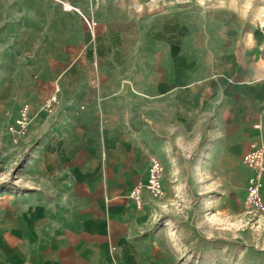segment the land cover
<instances>
[{
  "label": "crops",
  "instance_id": "1",
  "mask_svg": "<svg viewBox=\"0 0 264 264\" xmlns=\"http://www.w3.org/2000/svg\"><path fill=\"white\" fill-rule=\"evenodd\" d=\"M2 11L41 31L32 45L9 42L15 106L27 102L32 112L19 145L32 150L25 191L0 204V264H176L152 239L153 219L191 167H204L201 187L220 167L245 181L252 174L243 157L264 143L263 49L223 36L236 26L215 19L198 41L213 46L192 58L184 19L138 35V0H0ZM56 87L59 102L47 113ZM151 154L163 162L167 196L145 192L139 206L128 194L146 180Z\"/></svg>",
  "mask_w": 264,
  "mask_h": 264
},
{
  "label": "rangeland",
  "instance_id": "2",
  "mask_svg": "<svg viewBox=\"0 0 264 264\" xmlns=\"http://www.w3.org/2000/svg\"><path fill=\"white\" fill-rule=\"evenodd\" d=\"M10 14L0 12L1 205L8 197L25 191L22 174L31 160L32 150L19 145L22 139L14 143L7 128L21 109L15 106L10 37L23 38L26 44L32 45V39L38 38L41 31L38 21L31 19L18 26L22 13L15 12L16 17L12 19ZM172 17L186 20L191 27L193 37L187 46L192 58H205L206 45L198 43L204 39L201 25L215 19H222L224 24L233 22L236 27H224L223 36L249 37L256 53L262 48L264 57V0H203V3L200 0H138V35L148 34L146 31L151 34L156 29L168 32ZM13 24L14 30L8 31ZM212 46L207 44L206 47ZM201 169L204 167H191L190 181L176 188L166 206H160L151 226L152 239L167 247L176 264H264V199L263 204L253 210L244 203L253 171L247 168L252 174L245 181L234 167H220L219 179L201 187L198 182Z\"/></svg>",
  "mask_w": 264,
  "mask_h": 264
},
{
  "label": "built area",
  "instance_id": "3",
  "mask_svg": "<svg viewBox=\"0 0 264 264\" xmlns=\"http://www.w3.org/2000/svg\"><path fill=\"white\" fill-rule=\"evenodd\" d=\"M63 8L66 11H73L77 9L68 2H62ZM88 29L95 32L97 27L96 20L92 18H84ZM59 88L56 87L53 94H51L43 103L42 109L47 113L55 110L59 102ZM31 106L29 103H23L19 110L18 116L13 123H10L9 133L14 143L20 140L27 134L31 124ZM256 128H260L257 124ZM243 163L246 167L253 171L254 175L251 178V183L247 189L244 203L247 208L252 209L263 204V188H264V143L255 140L251 144L250 150L244 155ZM164 165L161 159L151 154L149 157L148 175L146 180L137 182L128 194L139 206H142L144 201V193L147 192L151 197L164 198L166 190L163 181ZM115 264H123L116 261Z\"/></svg>",
  "mask_w": 264,
  "mask_h": 264
},
{
  "label": "clouds",
  "instance_id": "4",
  "mask_svg": "<svg viewBox=\"0 0 264 264\" xmlns=\"http://www.w3.org/2000/svg\"><path fill=\"white\" fill-rule=\"evenodd\" d=\"M201 3H203V0H200Z\"/></svg>",
  "mask_w": 264,
  "mask_h": 264
}]
</instances>
